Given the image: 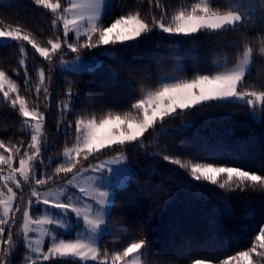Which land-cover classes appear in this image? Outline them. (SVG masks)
<instances>
[{"label":"trees","instance_id":"16d2710c","mask_svg":"<svg viewBox=\"0 0 264 264\" xmlns=\"http://www.w3.org/2000/svg\"><path fill=\"white\" fill-rule=\"evenodd\" d=\"M191 2L194 0H161L170 15ZM112 5L105 24L110 22L108 16L118 17L134 6L147 12V0H112ZM52 19L48 10L33 5L31 0H0V21L3 22L0 26H20L44 46L49 38L62 35V26L59 30L51 27ZM246 36L259 38L264 36V31H260L259 25H246L237 32H200L182 43L176 41L183 38L154 31L137 41L117 45L115 50L108 46L109 52L114 51L119 57L115 61L103 48L83 49L80 55L86 59L95 56L102 59V68L95 72H60L61 57L74 58L77 54L67 49L57 53L52 60L50 97L44 100L41 94L40 98V110L45 114L42 147L46 150L41 154L44 167L35 170L37 178H42L44 172L52 176L43 187L52 189L72 178V174L65 176L55 172L63 162L64 148L73 146L76 141L67 121L92 115L100 118L108 111L126 112L131 103L158 88L166 75L178 73L191 79L194 74L218 70L213 67L216 63L232 67L243 44L248 43ZM22 46L29 56L27 67L31 84L28 88H25L23 75L18 77L14 71L22 72L18 63L22 57L20 44L11 42L8 47H0V68L16 80L20 94L32 107L36 102L38 70L43 67L48 75L49 62L26 42ZM177 64L183 65L182 72L176 71ZM250 72L246 86L260 89L264 84V56L258 51L254 53ZM70 85H74L72 111L62 115L60 104L66 101L65 93ZM248 113L249 109L240 103H227L223 107L198 106L182 113L178 110L177 115L165 118L155 129L145 133L141 138L144 147L132 143L123 148L102 150L88 160L80 157L81 164L87 168L89 162L96 164L122 153L138 173L125 190L117 191L116 207L109 220L114 231L105 234L100 241L102 250H122L129 242L147 238L152 254L146 264H189L195 259H211L213 264H218L228 255L251 247L258 227L264 223V191H225L207 182H197L203 185V191H194L189 174L163 160V155L168 154L182 160L195 158V162L239 166L264 174V122L252 121ZM22 119L0 99V140L5 141L6 147L19 146V141H23L25 147L30 143V134L21 130ZM58 121H64L59 130ZM168 128L173 130L166 132ZM15 166H18V158ZM33 187L37 186L24 185L18 190V197L26 202L32 198ZM16 217L14 233L20 231L23 222L21 213H16ZM14 239L17 246L10 262L25 264L24 241L22 237L14 236ZM258 259L253 256L254 261Z\"/></svg>","mask_w":264,"mask_h":264},{"label":"snow or ice","instance_id":"6c2138e0","mask_svg":"<svg viewBox=\"0 0 264 264\" xmlns=\"http://www.w3.org/2000/svg\"><path fill=\"white\" fill-rule=\"evenodd\" d=\"M31 3L51 13V27L59 30L62 26V35L49 38L46 45L41 46L20 26H0V47H8L11 42L21 45L19 52L25 58L18 63L22 72L14 71L18 77L23 75L25 88H28L31 80L26 66V49L22 45L26 42L49 62L48 75L43 67L38 70L36 102L31 108L20 94L16 80L4 68H0V99L23 118L21 130L31 136L26 147L23 141L18 142L19 146L11 144L6 147L5 141L0 140V149L9 153H0V165L8 168L7 175L0 168V181L4 182L0 184V264H11L9 257L17 246L14 236L22 237L24 241L28 253L26 264L51 261H68L70 264H142L143 261L146 264L152 254V245L147 238L129 242L122 250L115 251L102 250L100 244L105 234L114 231L109 226V220L116 207L117 191L125 190L138 173L128 165V158L122 153H117L111 160L96 164L89 162L87 168L81 164L80 157L88 160L102 150H113L117 146L123 148L132 143L144 147L141 138L150 129H155L158 122L177 115L178 110L182 113L198 106L223 107L227 103H240L249 109L248 115L252 121L264 122V90H260L264 89V84L260 85V89L246 86L254 53L258 51L259 55L264 56V36H246L248 43L243 44L232 67L216 63L213 67L218 70L194 74L191 79L175 76L162 78L158 88L135 100L126 112L108 111L100 118L92 115L67 121L76 143L64 148L63 162L55 172L65 176L72 174V178L66 181L61 198L57 199H52L40 190L52 176L44 172L42 178H37L35 171L44 167L41 153L46 150L42 147L45 115L40 110V98L41 94L44 100L50 97L53 57L65 49L70 50L77 55L71 62L61 57V69L71 66L76 72H95L102 68V64L96 59L85 62L80 56L83 49L103 48L115 61L119 57L114 51L109 52L108 46L115 50L117 45L137 41L154 31L183 38L178 39L177 43L190 40L200 32H237L246 25H259L260 31H264V0H224L223 3L218 0H194L187 6L177 8L171 15L161 0H147V12L142 7L134 6V9L118 17L108 16L110 22L107 24L105 17L113 6L112 0H31ZM183 70L182 64L176 65V71ZM73 87H68L66 101L60 104L62 115L72 111ZM63 123L58 121V130ZM15 158H18V166H14ZM163 160L184 169L191 178L190 187L194 191H203V185L197 182H207L225 191H264V174L259 171L212 162H195V158L182 160L168 154L163 155ZM117 165L119 167H114ZM86 172L92 173L89 177L91 187H79V192L86 198L81 205V197L67 189L76 188L78 185L75 182ZM9 184L17 190H22V185H36L31 190L34 199L24 202ZM36 205L59 211L55 215L33 219L30 211ZM16 213L22 214L23 222L20 231L14 233L12 229L16 224ZM45 225L51 227L45 228ZM73 228L78 229L74 239L60 238L61 230H64V235H68ZM38 229H42V235L50 237L51 243L46 250L41 247L43 241L36 240L34 246L29 236V233ZM253 256L259 259L254 261ZM189 264H212V261L195 259ZM218 264H264V223L258 227L251 247L228 255Z\"/></svg>","mask_w":264,"mask_h":264},{"label":"rangeland","instance_id":"374dc122","mask_svg":"<svg viewBox=\"0 0 264 264\" xmlns=\"http://www.w3.org/2000/svg\"><path fill=\"white\" fill-rule=\"evenodd\" d=\"M71 35V34H70ZM36 40V39H35ZM36 42L38 44H40L41 46H44L42 45V42L39 41V40H36ZM24 47V46H23ZM25 48V47H24ZM26 49V48H25ZM83 60L85 62L87 61H90L92 59H96L98 60L100 63H102V59L99 58V57H93L91 59H86L83 55H80ZM22 58H25L24 56L21 57ZM75 58V57H74ZM74 58H65L64 60L66 61H73ZM26 62H27V65L29 64V56H28V53H27V49H26ZM26 65V66H27ZM251 70V68H250ZM59 71L60 72H63V71H73V72H76L71 66H69L68 68L66 69H61L60 67V64H59ZM86 72V71H85ZM80 73V72H78ZM178 77V78H183L180 74L178 73H174L172 75H166L164 76V78H171V77ZM13 78V77H12ZM14 79V78H13ZM27 106H29L27 104ZM29 108H31L29 106ZM45 115V114H44ZM44 127H45V120H44ZM173 128H168L166 129V132H169V131H172ZM76 143V141H75ZM72 147V146H71ZM0 153H3L4 155H8L9 153L4 151V150H1L0 149ZM42 154V153H41ZM125 155V154H124ZM127 156V155H126ZM128 158V157H127ZM107 160H111L110 159H107ZM105 161V160H104ZM14 166L16 164V158L14 159ZM128 165L133 168L129 163ZM114 167H119L118 165L117 166H114ZM0 168H2L4 170V174L7 175L8 173V168L6 165H1ZM36 171V174H37V170ZM92 175L91 172H86L84 173L83 177L80 178L78 181H76L75 183L78 185L76 188H71L69 187L67 190L70 192V193H74L76 196H80L81 197V205L85 202L86 198L83 197V195L79 192V187L82 186L84 187L85 189H89L91 187V183H90V180H89V177ZM4 183L3 181H0V184ZM65 184L61 185V186H58V187H55V188H52V189H45L44 187L40 188V190L43 192V193H46L48 194L52 199H57V198H61V192L65 189ZM8 186H11L14 188V191H17V194L19 193L17 189H15L14 185H11L9 184ZM24 185H22L23 187ZM34 199V198H32ZM83 211V208L81 209ZM59 210H56V209H47L45 208V206L43 205H36L34 206V209L30 211V216L33 218V219H36V218H43V217H46V216H51V215H55ZM45 228H50L51 226H48V225H45L43 226ZM63 231L64 230H61V235H60V238H63V239H74L75 238V233L76 231H78V229H75L73 228V230L71 232L68 233V235H64L63 234ZM42 233V229H38L36 232H32V233H29V236L31 237L32 241H33V245L35 246V241L36 240H41L43 241V243L41 244V247H43L45 250L47 249V247L50 245L51 243V240H50V237L48 236H44L41 234ZM27 249H26V254H25V257H24V261H25V258H26V255H27ZM10 258V257H9ZM26 264V262H25ZM44 264H56L55 261H51V262H44ZM142 264H144V262L142 261ZM213 264V263H212Z\"/></svg>","mask_w":264,"mask_h":264}]
</instances>
